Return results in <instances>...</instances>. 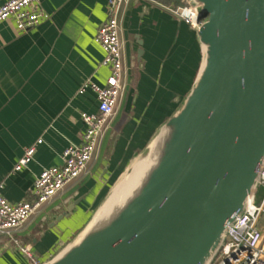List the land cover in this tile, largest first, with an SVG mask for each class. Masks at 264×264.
<instances>
[{
  "label": "crops",
  "instance_id": "crops-1",
  "mask_svg": "<svg viewBox=\"0 0 264 264\" xmlns=\"http://www.w3.org/2000/svg\"><path fill=\"white\" fill-rule=\"evenodd\" d=\"M107 2L41 0L50 17L36 26L19 31L11 19L0 22V194L9 203L31 200L34 176L61 165L64 149L81 143L80 114L96 112L98 100L91 89L78 93L79 86L86 79L102 86L109 74L95 41L108 16ZM175 10L158 0H129L124 6L119 36L125 87L115 115L86 171L14 232L39 259L55 248L58 253L83 230L190 90L203 47L196 29ZM38 138L32 159L13 171L24 148ZM0 264H27L1 235Z\"/></svg>",
  "mask_w": 264,
  "mask_h": 264
},
{
  "label": "water",
  "instance_id": "water-1",
  "mask_svg": "<svg viewBox=\"0 0 264 264\" xmlns=\"http://www.w3.org/2000/svg\"><path fill=\"white\" fill-rule=\"evenodd\" d=\"M190 1L203 47L190 90L46 264H210L252 198L264 164V0Z\"/></svg>",
  "mask_w": 264,
  "mask_h": 264
},
{
  "label": "built area",
  "instance_id": "built-area-1",
  "mask_svg": "<svg viewBox=\"0 0 264 264\" xmlns=\"http://www.w3.org/2000/svg\"><path fill=\"white\" fill-rule=\"evenodd\" d=\"M41 0H6L0 4V22L11 19L16 30H28L50 15L40 7ZM129 0H108L107 18L98 26L95 41L104 52L101 64L108 68L105 84L100 86L89 79L83 80L78 93L91 89L97 96L96 112H81L85 125L81 143L71 144L62 152L63 163L41 169L33 178L32 199L9 203L0 194V235H5L9 244L27 261V264H46L57 253H50L45 259H39L29 245L20 243L14 232L41 206L50 202L67 185L83 174L94 158L100 140L116 112L118 101L125 87L123 49L120 40L119 20L124 6ZM176 8L174 13L186 24L196 29L202 20L198 19V5L190 0ZM38 138L25 147L21 157L13 166V171L26 166L32 159L35 147L40 144ZM1 187V185H0ZM261 190L259 203L255 202L257 192ZM264 164L254 194L244 211L227 226L220 250L210 264H264Z\"/></svg>",
  "mask_w": 264,
  "mask_h": 264
},
{
  "label": "trees",
  "instance_id": "trees-1",
  "mask_svg": "<svg viewBox=\"0 0 264 264\" xmlns=\"http://www.w3.org/2000/svg\"><path fill=\"white\" fill-rule=\"evenodd\" d=\"M161 4L177 8L186 4L185 0H158Z\"/></svg>",
  "mask_w": 264,
  "mask_h": 264
},
{
  "label": "rangeland",
  "instance_id": "rangeland-1",
  "mask_svg": "<svg viewBox=\"0 0 264 264\" xmlns=\"http://www.w3.org/2000/svg\"><path fill=\"white\" fill-rule=\"evenodd\" d=\"M261 196H262V191L259 190V191L257 192V194H256V198H255V202H256V203H259V201H260V199H261ZM26 221H27V220H26ZM13 235H14V234H13ZM1 237H2V240H3L4 243L9 244V241H8V239H7V237H6L5 235H1ZM56 250H57V249L55 248V249L53 250V253L57 252Z\"/></svg>",
  "mask_w": 264,
  "mask_h": 264
},
{
  "label": "bare ground",
  "instance_id": "bare-ground-1",
  "mask_svg": "<svg viewBox=\"0 0 264 264\" xmlns=\"http://www.w3.org/2000/svg\"><path fill=\"white\" fill-rule=\"evenodd\" d=\"M250 200H248L247 204H249Z\"/></svg>",
  "mask_w": 264,
  "mask_h": 264
}]
</instances>
